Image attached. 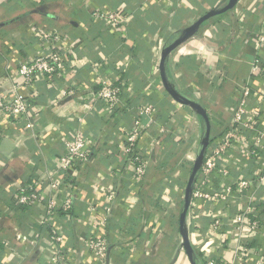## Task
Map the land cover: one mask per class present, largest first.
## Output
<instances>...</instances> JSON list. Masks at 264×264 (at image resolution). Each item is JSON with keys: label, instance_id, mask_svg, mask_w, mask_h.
Segmentation results:
<instances>
[{"label": "crops", "instance_id": "crops-1", "mask_svg": "<svg viewBox=\"0 0 264 264\" xmlns=\"http://www.w3.org/2000/svg\"><path fill=\"white\" fill-rule=\"evenodd\" d=\"M225 2L0 0V97L19 96L28 101V121L35 124L27 128V118L0 111V264H51V229L65 254L64 260L54 264H97L85 244L92 234L107 240L105 264H170L168 243L178 223L175 208L181 173L187 171L183 161L192 157L202 124L163 88L158 54L172 34ZM95 11L117 12L127 20L115 26ZM39 31L59 35L56 46L66 51L67 60L59 64L53 78L26 83L19 65L48 48L35 37ZM260 31H264V0H238L231 10L203 22L167 57L168 77L206 109L212 141L229 128L245 86L250 89L246 103L251 121L264 134ZM256 62L258 73L252 71ZM100 78L120 85L117 108H109L96 97ZM146 104L155 116L148 126L143 124L145 132L136 142L147 166L140 179L124 149V138L132 125L131 110ZM171 113L174 125L168 124L167 131L159 133ZM181 124L187 138L174 136ZM75 130L88 142L87 162L78 161L66 172L54 170V162L64 154L63 139ZM253 138L251 132L239 128L223 155L227 176L218 170L208 176L204 190L227 196V202L220 197L193 200L187 226L194 253L201 260L212 254L237 264L239 245L245 250L242 260L246 264L264 257V186L243 190L234 183L264 170V140L253 157ZM52 179L64 180L57 188V206L46 227L41 220L46 199L56 191L50 188ZM27 185L38 187L44 201L30 208L19 206L17 194ZM69 192L72 205L63 211L62 198ZM247 203L252 205L250 215L258 227L238 236L229 225Z\"/></svg>", "mask_w": 264, "mask_h": 264}, {"label": "built area", "instance_id": "built-area-1", "mask_svg": "<svg viewBox=\"0 0 264 264\" xmlns=\"http://www.w3.org/2000/svg\"><path fill=\"white\" fill-rule=\"evenodd\" d=\"M95 15H100L101 17H105L106 20L110 21L112 24L121 25L124 24L127 20V17H120L117 12L110 13H98L94 12ZM35 37L41 42L45 43L48 48L46 50H41L38 52L37 56L28 63H21L18 67L19 73L24 77V82L35 84L36 82H43L47 77L53 78L57 75L58 66L62 61L67 60L64 58L65 50L58 48L56 45L60 42L59 35L55 33L43 32L39 31L35 34ZM257 41L260 44L264 43V31H260L257 35ZM160 54V53H159ZM158 54V57L160 55ZM157 57V58H158ZM259 64L258 62L253 64L252 71L255 73L259 72ZM101 87L96 92V97L100 100H103L109 108L115 109L120 105L121 101V88L119 84H108L104 79H99ZM250 89L248 87H244L240 92V98L236 104L235 110L233 111L232 122L230 123L229 128L224 130L219 139L215 141H210L209 147L205 153L202 166L197 174L196 180L193 186V193L191 204L187 212L186 223L190 218L191 212L190 208L192 207L193 200L203 198L205 200H209L212 198L220 197L224 201H226L227 196L220 194L216 191L214 192H206L204 190V186L207 182L209 174L213 170H218L223 175L227 176L228 170L224 167L223 163V155L226 153L228 148H230L236 138L237 133L239 134V128L243 129V131L251 132L254 136V141L252 144L251 155L253 157L257 156V146L264 140V134L261 131H258L254 127V123L251 121V116L249 110H247L246 97H248ZM30 104L25 99L15 96L11 100H4L0 97V111L11 115H18L22 118H30ZM116 111V110H115ZM118 111V110H117ZM256 111V110H255ZM132 114V125L131 128L127 130L125 133V147L126 152L131 156L132 161L135 165V173L138 178L142 179L145 175L146 171V161L144 156L141 155L137 148V139L141 133H144L145 130L143 128V124L145 123L148 126V123L154 119L155 113L152 110L149 104L143 106H137L136 109L131 110ZM175 116L174 114H169L167 117L166 125L160 128L159 133H163L167 131V125H174ZM182 125V124H181ZM35 124L31 121L26 123L27 128H35ZM165 127V128H164ZM185 125L178 127L176 129L174 136L185 137L186 132L184 130ZM87 141L82 136L79 130H75L70 135L63 139L64 146V154L59 158L57 162H54V170L66 172L69 168L80 161L82 163L87 162L90 150L87 146ZM257 174V173H256ZM255 174V175H256ZM64 180V179H62ZM62 180H51L50 188L52 191L56 190L54 194L49 196V198L45 201L44 213L41 220L42 226H49L52 221V216L54 213V209L57 206L58 196L55 195L57 192V188L59 187ZM237 185L238 189L246 190L251 186L257 184L258 186H264V170L259 172L254 178L248 177H240L234 181ZM233 183V184H234ZM39 187L41 186L38 185ZM231 186V183H230ZM30 188V189H29ZM29 189V190H28ZM38 187L36 190L34 188L27 186L20 187L19 192L17 194V203L19 206L23 207H33L36 203L44 201L43 197L38 193ZM37 191V192H36ZM227 191H231V188L228 186ZM228 192V193H229ZM113 196L110 194L106 200V202L110 203L111 198ZM227 202V201H226ZM72 205V195L71 192L67 193L62 198V203L60 205L63 211L70 210ZM106 204V210L109 209ZM252 205L247 203L243 204L239 207L237 212L235 213L232 223L229 225L232 227V232L239 235L244 232L249 231V229H255L258 227V223L255 219L251 217ZM49 239L51 240L50 244V263L54 264L56 262H61L65 259V254L57 247V243L60 242L59 236H57L54 229L49 231ZM85 244L90 253L95 257L98 261L97 264H105L107 258L108 251V243L107 240L103 236H98L95 234L89 235L85 239ZM60 246V244H59ZM239 262L237 264H246L244 262L243 256L244 248L243 246H237ZM236 251V250H235ZM202 261L204 264H228L222 261V259L218 255L206 254L203 256ZM253 264H264V257L257 256L255 262Z\"/></svg>", "mask_w": 264, "mask_h": 264}, {"label": "water", "instance_id": "water-1", "mask_svg": "<svg viewBox=\"0 0 264 264\" xmlns=\"http://www.w3.org/2000/svg\"><path fill=\"white\" fill-rule=\"evenodd\" d=\"M238 0H226L222 6L214 7L206 11L204 14L199 16L190 25L179 30L175 37L164 43L158 62V73L163 88L168 95L177 103L183 106H187L190 110L201 119L202 123V135L198 143L195 158L193 160L187 182L185 184L183 198L178 216V233L180 236V248L183 249L189 264H198L195 259L193 247L190 242L188 226L186 223L187 212L191 204L193 186L196 180L197 174L202 166L205 153L209 147L210 138V120L206 109L200 104L195 98L188 96L181 92L172 80L168 77L166 69V60L168 55L181 43L193 36L203 22L206 20L220 15L226 11L234 8ZM175 259V258H174ZM173 259V261H174ZM172 264V262L170 263Z\"/></svg>", "mask_w": 264, "mask_h": 264}, {"label": "rangeland", "instance_id": "rangeland-1", "mask_svg": "<svg viewBox=\"0 0 264 264\" xmlns=\"http://www.w3.org/2000/svg\"><path fill=\"white\" fill-rule=\"evenodd\" d=\"M201 130H202V128H201ZM201 135H202V132L199 135V139H198L196 148L193 149L194 151H193L192 157L189 158V162L187 161V159H184V161H183L184 165L187 166L186 167L187 171H185L184 173H181V174H183L182 175L183 176V182L181 184V187L178 190L179 203L176 204L177 207L175 208L176 216H179V211H180V207H181V202H182V198H183L185 184L187 182V178L189 176V171H190L191 166H192V163H190V162L193 161L194 158H195L196 150H197L198 143H199V140L201 138ZM187 137H188V133H186V137L185 138H187ZM191 150L192 149H190L189 151H191ZM184 156L186 157V155H183V157ZM177 224H175V226L173 228V236L170 238L169 243H168V248H169V251L171 252V255L168 258V260H169L170 263L172 262V264H189L183 249L180 248V242L181 241H180L179 233L177 231V229H178ZM173 259H174V261H173Z\"/></svg>", "mask_w": 264, "mask_h": 264}, {"label": "trees", "instance_id": "trees-1", "mask_svg": "<svg viewBox=\"0 0 264 264\" xmlns=\"http://www.w3.org/2000/svg\"><path fill=\"white\" fill-rule=\"evenodd\" d=\"M175 35H176V33L172 34V36H170L169 40L173 39L175 37ZM200 122H201V119H200ZM194 256H195V259H196V261H197L198 264H204L203 261L196 254Z\"/></svg>", "mask_w": 264, "mask_h": 264}]
</instances>
